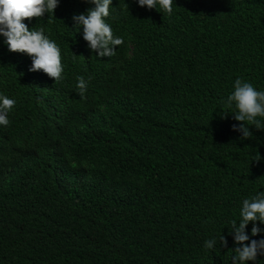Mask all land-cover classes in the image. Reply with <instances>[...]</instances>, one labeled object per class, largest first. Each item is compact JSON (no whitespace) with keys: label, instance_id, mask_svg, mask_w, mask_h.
<instances>
[{"label":"trees","instance_id":"trees-1","mask_svg":"<svg viewBox=\"0 0 264 264\" xmlns=\"http://www.w3.org/2000/svg\"><path fill=\"white\" fill-rule=\"evenodd\" d=\"M93 7L24 21L61 49L59 83L0 35V94L16 101L0 126V264H233L230 225L264 192V129L241 140L226 100L237 78L264 91V0H173L171 16L113 0L124 44L103 58L73 20ZM255 223L245 243L264 239Z\"/></svg>","mask_w":264,"mask_h":264},{"label":"clouds","instance_id":"clouds-1","mask_svg":"<svg viewBox=\"0 0 264 264\" xmlns=\"http://www.w3.org/2000/svg\"><path fill=\"white\" fill-rule=\"evenodd\" d=\"M95 7L89 8L87 13L74 15L73 20L76 26H83V38L89 42V47L99 57H110L115 55L117 46L123 45L124 40L114 35L111 25L105 22L110 15V6L113 0H89ZM60 0H0V35L5 37L4 43L10 52L24 53L32 58V65L29 71L42 70L49 77L54 78L55 83L63 80L64 67L61 61V49L55 41L45 35V29L29 28L25 20L32 18H43L45 13H55ZM141 7L149 10L156 8L159 11L173 14V0H138ZM76 88L78 94L83 96L87 90V82L80 76L77 77ZM226 103L229 108L233 105L236 111L234 119L241 122L239 127L233 125V130L243 133L241 140L253 137L248 125H254L257 129H264V91H258L254 86L237 78L234 82V91L227 97ZM16 101L6 95L0 94V126L7 127L10 124L8 119L9 111L15 106ZM229 112L222 114L224 118ZM260 159V158H259ZM256 159V160H259ZM240 221H232L230 228L235 231L236 243L243 244L236 247V255L233 257V264H247L248 261H255L260 254H264V239L259 241L253 239L251 243L246 234V227L253 222L252 235L256 236L261 229L255 223H264V192H259L250 199H245L240 210ZM222 243L227 246V239L223 236ZM215 241L208 240L205 247L214 248Z\"/></svg>","mask_w":264,"mask_h":264}]
</instances>
